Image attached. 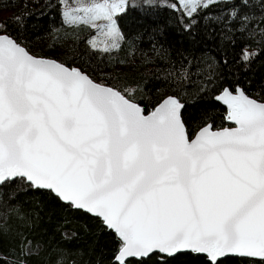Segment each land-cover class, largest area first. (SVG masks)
<instances>
[{
    "label": "snow or ice",
    "instance_id": "snow-or-ice-1",
    "mask_svg": "<svg viewBox=\"0 0 264 264\" xmlns=\"http://www.w3.org/2000/svg\"><path fill=\"white\" fill-rule=\"evenodd\" d=\"M74 3L63 22L95 30L90 50L119 49L124 36L115 17L127 0ZM220 3L231 5L224 21L248 31V0H176L173 7L193 18ZM202 74L191 60L168 73L178 86ZM236 91L217 97L235 127L214 131L206 124L190 138L176 96L145 114L130 93L0 35V187L19 182L47 190L100 218L119 242L116 264L182 252L205 254L207 264L229 255L264 258V102Z\"/></svg>",
    "mask_w": 264,
    "mask_h": 264
},
{
    "label": "trees",
    "instance_id": "trees-1",
    "mask_svg": "<svg viewBox=\"0 0 264 264\" xmlns=\"http://www.w3.org/2000/svg\"><path fill=\"white\" fill-rule=\"evenodd\" d=\"M60 1L0 0V24L5 26L0 34L17 40L34 56L76 67L94 82L114 87L126 96V90H131L129 98H134L145 114L163 97L176 96L185 105L182 119L189 136L206 124H211L212 130L226 126V111L214 100L224 88L232 91L239 87L248 97L264 102L261 0H248L244 11L254 22L243 33L237 31V24L224 21L230 4L220 3L207 13L188 18L173 7L175 0L131 1L115 18L124 40L111 55L80 50L87 29L63 23ZM245 52L251 59L245 61ZM185 60L199 63L203 74L178 86L168 73ZM98 71L107 74L99 76ZM0 205V213H7L0 215V264H56L57 260L64 264H116L113 258L119 242L115 234L99 219L71 209L49 192L29 189L19 182L9 184L0 187ZM9 208L18 209L20 214L9 213ZM207 262L203 256L182 253L163 259L152 256L144 264ZM220 264L264 262L230 257Z\"/></svg>",
    "mask_w": 264,
    "mask_h": 264
},
{
    "label": "water",
    "instance_id": "water-1",
    "mask_svg": "<svg viewBox=\"0 0 264 264\" xmlns=\"http://www.w3.org/2000/svg\"><path fill=\"white\" fill-rule=\"evenodd\" d=\"M0 35H5V34H0ZM41 58H45V57H41ZM46 59H50V58H46ZM50 60H53V59H50ZM76 68V67H75ZM224 89H227V88H224ZM224 89H222L216 96H215V98H214V100L218 103V104H220L224 109H225V111H226V116H225V119H224V123L226 124V126L225 127H222V128H220V129H217V130H221V129H223V128H232V127H235V124L232 122V121H230V120H227L226 119V117H227V114H228V108H227V105H225L224 103H223V101H221V100H218L217 99V97L218 96H220V95H222V93H223V90ZM236 89L237 88H235L234 90H232L231 92L235 95V94H237V91H236ZM230 91V90H229ZM165 97H167V96H165ZM165 97H163V98H165ZM162 98V99H163ZM250 98V97H249ZM161 99V100H162ZM252 99V98H251ZM160 100V101H161ZM159 101V102H160ZM158 102V103H159ZM259 102V101H258ZM158 103L155 105V107L158 105ZM154 107V108H155ZM153 108V109H154ZM152 109V110H153ZM151 110V111H152ZM205 126V125H204ZM204 126H202V127H200L198 130H196L195 131V133L192 135V136H190V138H195V136L199 133V131L204 127ZM217 130H214V131H217ZM40 191H44V192H49V191H47V190H40ZM50 193V192H49ZM50 194H52V193H50ZM53 195V194H52ZM54 196V195H53ZM55 197V196H54ZM56 198V197H55ZM60 203H62V204H65L64 202H62V201H60V200H58ZM66 205V204H65ZM71 209H73V210H76V209H74V208H71ZM78 211H81V212H83V213H86L85 211H83V210H78ZM86 214H88L89 216H91V217H95L94 215H92V214H89V213H86ZM95 218H97V217H95ZM97 219H99L100 220V218H97ZM101 221V220H100ZM106 228V227H105ZM107 229V228H106ZM107 230H109V229H107ZM109 231H111V230H109ZM112 232V231H111ZM114 233V232H113ZM116 237V236H115ZM117 253V252H116ZM182 253H191V252H182ZM182 253H178V254H182ZM178 254H176V255H178ZM191 254H193V255H199V256H203V257H205V259H206V261H208V258L206 257V255L205 254H194V253H191ZM175 255V256H176ZM115 257V256H114ZM230 257H234V258H245V259H250V260H255V261H262V262H264V258H260V257H239V256H236V255H229V256H227V257H221L220 258V260H222V259H225V258H230ZM168 258H170V257H168ZM113 262L114 263H116L115 262V260H114V258H113Z\"/></svg>",
    "mask_w": 264,
    "mask_h": 264
},
{
    "label": "rangeland",
    "instance_id": "rangeland-1",
    "mask_svg": "<svg viewBox=\"0 0 264 264\" xmlns=\"http://www.w3.org/2000/svg\"><path fill=\"white\" fill-rule=\"evenodd\" d=\"M131 1H134V0H127V4L129 3V2H131ZM175 3H176V0H175ZM76 5H75V3H74V0H61L60 1V14H61V18H62V21H63V16H62V13H63V11L66 9V7H75ZM119 15V14H118ZM187 17V16H186ZM116 18V17H115ZM64 23V22H63ZM65 24V23H64ZM66 25V24H65ZM84 27V26H83ZM93 35H95V30H90V29H87V36H86V38H84L83 39V41H82V45H81V47H79L80 48V50L82 51V52H87V54L88 53H90V52H92V53H94L93 51H91L90 50V48H89V46H88V44H87V41H88V39L90 38V37H92ZM116 50H114V51H112L111 53H98V54H100V55H102V54H105V55H111V54H113L114 52H115ZM97 74L100 76H104V74H107L106 72L104 73V71H98L97 72ZM131 92V90H128V93H130Z\"/></svg>",
    "mask_w": 264,
    "mask_h": 264
}]
</instances>
